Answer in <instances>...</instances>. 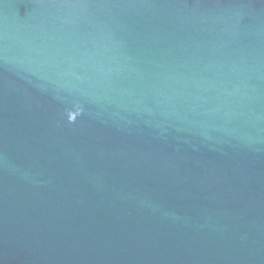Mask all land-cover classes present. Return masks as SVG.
<instances>
[{
	"label": "water",
	"instance_id": "95a60500",
	"mask_svg": "<svg viewBox=\"0 0 264 264\" xmlns=\"http://www.w3.org/2000/svg\"><path fill=\"white\" fill-rule=\"evenodd\" d=\"M0 264H264V0H0Z\"/></svg>",
	"mask_w": 264,
	"mask_h": 264
}]
</instances>
